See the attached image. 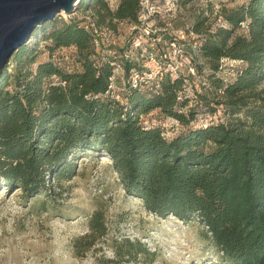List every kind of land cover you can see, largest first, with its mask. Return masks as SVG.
I'll return each instance as SVG.
<instances>
[{
  "label": "trees",
  "instance_id": "obj_1",
  "mask_svg": "<svg viewBox=\"0 0 264 264\" xmlns=\"http://www.w3.org/2000/svg\"><path fill=\"white\" fill-rule=\"evenodd\" d=\"M141 1L79 4L97 24L115 29L118 22L139 21ZM218 15L223 23L217 26L204 12L195 16L189 28L195 39L205 37L186 51L209 84L196 92L197 105L211 114L220 107L223 119L210 115L171 139L141 116L159 109L185 124L196 119L198 110L183 111L190 99L184 76L166 74L158 87L143 91L128 88L120 93L123 104L107 92L113 58L96 50L83 17L35 29L31 35L42 37L15 50L0 74L1 181L19 186L24 198L36 197L71 179L78 155L104 153L127 194L160 216L197 218L226 264H264V0L222 5ZM48 41V60H39V44ZM71 47L72 67L64 55L63 62L55 57L56 50ZM224 59L239 62L227 77L220 75ZM89 226L88 248L90 238L105 233L98 213ZM114 254L100 264H123L142 254L148 264L154 259L138 240L124 239Z\"/></svg>",
  "mask_w": 264,
  "mask_h": 264
},
{
  "label": "rangeland",
  "instance_id": "obj_2",
  "mask_svg": "<svg viewBox=\"0 0 264 264\" xmlns=\"http://www.w3.org/2000/svg\"><path fill=\"white\" fill-rule=\"evenodd\" d=\"M239 3L241 0H142L137 23H116V34L130 41H137L136 36L142 35L146 45L159 37L160 41H155L159 52L163 53L162 49L167 47L163 51L177 60L180 74L186 79L184 95L190 99L183 111L188 114L191 109L198 110L196 119L185 124L159 109L147 113L150 126L159 127L167 139L205 124L210 115L214 121L223 119L220 107L211 114L197 105L196 92L203 93L209 84L204 74L190 69L193 64L186 50L195 38L187 34L186 26L200 12L209 17L212 26H217L223 23L219 8ZM77 6L74 13L61 12L50 22L60 24L71 17L82 18L87 11L79 3ZM41 37L40 33L33 34L27 43L30 45ZM172 38L177 42L170 44ZM48 43L40 42L39 60H48L50 52L45 45ZM72 51L56 50L55 57L63 62L62 56L67 53L65 64L72 67ZM221 63L220 75L227 77L230 66L239 62L224 59ZM261 87L264 88V83ZM99 154L78 155L75 175L60 185L52 183V191L36 197L24 198L19 186H7L0 179V264H100L104 258H115L114 248L124 239L138 240L153 252L150 264H226L215 245L204 237L197 218L183 221L173 214L160 216L150 211L139 198L126 193L108 155ZM97 213L105 233L90 238L94 243L88 248L85 237L90 234V220ZM145 258L148 257L142 254L134 261L126 259L122 263L148 264Z\"/></svg>",
  "mask_w": 264,
  "mask_h": 264
},
{
  "label": "built area",
  "instance_id": "obj_3",
  "mask_svg": "<svg viewBox=\"0 0 264 264\" xmlns=\"http://www.w3.org/2000/svg\"><path fill=\"white\" fill-rule=\"evenodd\" d=\"M110 6H115L116 0H108ZM84 18L83 25L86 29H89L94 36V44L96 50L99 53L110 55L113 58L112 62V74L109 77L110 83L107 92L111 97L119 100L121 103L126 104L127 101L121 98L120 93L130 89L146 90L151 87H158L161 79L164 75H175L180 73V67L177 64V60L159 52L157 42L160 41L159 37H154L155 40L144 44L142 35L136 36L137 41H130L125 36L116 34L115 30L108 25H99L90 13L82 16ZM140 15L138 16V20ZM122 22V21H121ZM133 24V23H131ZM135 26H132L134 28ZM189 34L195 38L196 35L190 30ZM205 34H201L199 38H204ZM198 38V39H199ZM176 39V38H175ZM198 39L193 41V45L196 46ZM122 42L123 45L117 44ZM171 41L170 44H174ZM112 46L108 49H102L101 46ZM115 47L121 49L119 53H116ZM73 49V47H71ZM71 50V49H70ZM67 53L64 54V59H67ZM126 64H132V66L125 71ZM193 72V68H190ZM142 123L149 126V120L147 115L141 116Z\"/></svg>",
  "mask_w": 264,
  "mask_h": 264
},
{
  "label": "water",
  "instance_id": "obj_4",
  "mask_svg": "<svg viewBox=\"0 0 264 264\" xmlns=\"http://www.w3.org/2000/svg\"><path fill=\"white\" fill-rule=\"evenodd\" d=\"M80 0H0V74L12 53L33 31L64 12L72 14Z\"/></svg>",
  "mask_w": 264,
  "mask_h": 264
}]
</instances>
